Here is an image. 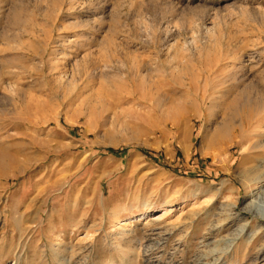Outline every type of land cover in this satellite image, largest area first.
Wrapping results in <instances>:
<instances>
[{
    "label": "rangeland",
    "instance_id": "374dc122",
    "mask_svg": "<svg viewBox=\"0 0 264 264\" xmlns=\"http://www.w3.org/2000/svg\"><path fill=\"white\" fill-rule=\"evenodd\" d=\"M263 95L264 0H0V264H264Z\"/></svg>",
    "mask_w": 264,
    "mask_h": 264
},
{
    "label": "bare ground",
    "instance_id": "6f19581e",
    "mask_svg": "<svg viewBox=\"0 0 264 264\" xmlns=\"http://www.w3.org/2000/svg\"><path fill=\"white\" fill-rule=\"evenodd\" d=\"M244 89V88H243ZM245 89H249L248 87H246ZM251 89V88H250ZM253 90V89H252ZM256 90V89H255ZM254 90V91H255ZM249 90L247 91H243L241 92V95L239 94V98H235V100H233L232 102L233 103H238L239 106H243L245 109V107H255V106H258L260 105L261 106V101L260 99H257V98H253L251 95H253L252 93L249 94L248 92ZM257 91V90H256ZM229 92V91H228ZM263 92V91H262ZM257 93V92H256ZM255 93V94H256ZM263 94V93H262ZM264 96V95H263ZM258 97V96H257ZM260 97V96H259ZM211 98V97H210ZM263 98V97H262ZM261 98V99H262ZM264 100V99H263ZM263 104V103H262ZM259 107V106H258ZM257 107V108H258ZM236 108V107H235ZM250 108V109H251ZM247 110V108L245 109ZM249 110V109H248ZM247 110V111H248ZM262 110V109H261ZM246 111V113H247ZM242 112V111H241ZM250 112V111H249ZM234 113V112H233ZM243 113V112H242ZM245 113V114H246ZM237 114V113H236ZM234 117V116H233ZM262 145V144H261ZM260 145V146H261ZM264 148V147H263ZM258 176V174H256ZM253 180V179H252ZM257 183L260 184L259 187V190L260 191L262 188H264V176L262 175V177H259L257 179ZM244 182V181H243ZM251 183V182H250ZM256 183V184H257ZM249 185V184H248ZM245 186V185H244ZM257 191V192H258ZM255 193V192H254ZM254 193H252L251 195H254ZM250 195V197H252ZM245 210L247 212H251V207L249 208H245ZM253 212V211H252ZM238 215V214H237ZM239 217V216H238ZM240 217L238 218V220L236 219V217H231L229 219V223H231L230 225H235L238 221H239ZM220 226V225H219ZM217 225V227H219ZM248 222H244L243 224H241L239 226V229L237 232H234V233H230L229 235H227L225 238H223L224 242H225V246L221 247V248H216L217 245L214 244L213 247H210V245L212 244L211 241H207L205 243H203V245L201 247L203 248H207V251L204 252V254H200L199 257L197 258L198 259V264H233V262H241L243 261L244 259H246L249 255H250V252H251V242L253 240V237H254V233L249 231L247 232L248 230ZM251 232V234H250ZM253 233V234H252ZM150 234H154L153 232L150 233ZM156 234V233H155ZM169 235V233H168ZM153 237L152 239H154L155 237L154 236H151ZM194 237H196V234L195 233H191V234H188L186 235L185 239H193ZM159 238V237H158ZM159 240V239H158ZM160 241V240H159ZM213 241V240H212ZM215 241V240H214ZM216 242V241H215ZM205 246V247H204ZM155 247V246H154ZM200 247V248H201ZM255 247V246H254ZM259 247V246H258ZM151 248L150 244L148 245V247H146V250H144V254L147 255L149 249ZM262 249V248H261ZM206 249H204L205 251ZM146 251V253H145ZM199 251V250H198ZM250 251V252H249ZM201 253V251H200ZM262 251L260 250L258 252V254H261ZM157 254V253H156ZM149 257V256H148ZM195 257H197L195 255ZM157 258V257H156ZM261 258H264V255L261 254ZM258 259V258H257ZM154 262V264H159L158 262V259H154L152 260ZM197 260H195L194 262H196ZM149 262V261H148ZM151 262V261H150ZM149 262V263H150ZM197 263V262H196ZM176 264H182L180 262H177ZM235 264V263H234Z\"/></svg>",
    "mask_w": 264,
    "mask_h": 264
}]
</instances>
